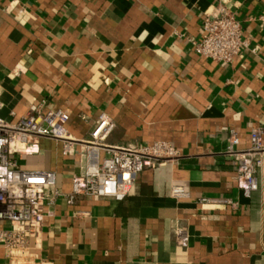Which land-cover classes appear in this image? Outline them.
Here are the masks:
<instances>
[{
    "label": "crops",
    "instance_id": "1",
    "mask_svg": "<svg viewBox=\"0 0 264 264\" xmlns=\"http://www.w3.org/2000/svg\"><path fill=\"white\" fill-rule=\"evenodd\" d=\"M220 7L240 20L245 41L230 62L194 49L205 13ZM263 13L264 0H0L4 119L44 100L67 110L73 137L88 138L105 112L114 122L106 143L163 139L179 151L138 171L121 199L45 201L38 236L30 238L35 264H264V152L249 196L225 152L230 128L239 148L249 144L251 127L264 128ZM15 156L21 168L52 170L63 192L81 170L79 144L65 153L48 136ZM173 184L188 194L173 196ZM177 226L187 231L185 244L175 239Z\"/></svg>",
    "mask_w": 264,
    "mask_h": 264
},
{
    "label": "built area",
    "instance_id": "2",
    "mask_svg": "<svg viewBox=\"0 0 264 264\" xmlns=\"http://www.w3.org/2000/svg\"><path fill=\"white\" fill-rule=\"evenodd\" d=\"M259 17L264 20V13ZM241 28L240 20L228 9L220 7L216 12H206L201 36L193 40L194 49L212 59L230 62L245 44ZM67 118L66 109L45 107L44 100L31 102L15 120L0 115V250L6 258L4 264H35L30 238L35 241L38 236L45 201L52 202L63 195L67 202L73 203L80 194L121 199L138 171L174 160L179 155L178 149L163 139L150 144L106 143L114 122L105 112L97 116L88 138L73 137L66 127ZM263 130L260 125L251 127L249 144L239 148L237 131L229 129L225 152L235 160L237 186L245 196L257 188L255 172L263 160ZM40 136L61 140L65 153H70L75 144H79L81 170L72 176L69 191L63 192L56 186L52 170L18 166L15 154L33 152ZM100 150L104 151L101 156ZM170 192L176 197L188 194L179 184H173ZM198 200L215 205L235 204L230 198L220 196H200ZM175 239L179 244H185L188 239L186 229L177 226Z\"/></svg>",
    "mask_w": 264,
    "mask_h": 264
}]
</instances>
